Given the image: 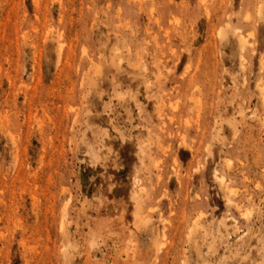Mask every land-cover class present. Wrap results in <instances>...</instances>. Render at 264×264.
<instances>
[{"label":"rangeland","instance_id":"1","mask_svg":"<svg viewBox=\"0 0 264 264\" xmlns=\"http://www.w3.org/2000/svg\"><path fill=\"white\" fill-rule=\"evenodd\" d=\"M0 264H264V0H0Z\"/></svg>","mask_w":264,"mask_h":264}]
</instances>
